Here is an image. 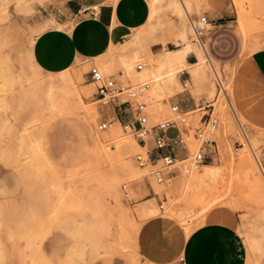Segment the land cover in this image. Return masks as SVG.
Instances as JSON below:
<instances>
[{"label": "rangeland", "instance_id": "374dc122", "mask_svg": "<svg viewBox=\"0 0 264 264\" xmlns=\"http://www.w3.org/2000/svg\"><path fill=\"white\" fill-rule=\"evenodd\" d=\"M176 1L185 5L186 10L181 14L166 6L168 0L157 4L148 25L144 26L147 34L142 48L134 46L121 51L136 30L118 46H110L101 56L88 60L76 58L68 69L45 74L33 61L32 47L36 37L50 27L46 6L62 5L63 0H0V153L15 152L17 148L31 153L38 173L45 168L42 159L47 158L51 149L56 148L61 154L63 170L49 167L48 184L57 191V204L51 218L54 223L60 218L62 222L54 226L71 237L70 264H92L114 256L126 264H140L145 245L149 251L170 256L179 251L193 229L207 219L223 218L226 214L236 217L235 225L253 253L260 252L264 245V129L255 124L252 130L248 129L247 120L234 105V110L230 107L233 104L234 63L218 64L205 58V75L186 85L188 89H194L197 98L203 95L206 102L214 106L215 114L221 112L222 123L216 137L223 132L225 136L231 134L240 143L239 146L233 144L234 141H220L217 157L204 160L189 176L176 175L158 182L153 174L155 167L137 166L133 156L141 149L133 128L120 125L115 110L102 105L95 96L96 87L88 73L92 66L105 76L116 75L118 70L125 69V81L148 84L142 99L147 105L149 126L176 118L170 107L174 105L172 98L181 90L177 81L183 71L190 73L193 66L187 61L185 66L161 65L147 49L154 42H160L166 49H175L177 30L184 26L192 47L202 48L193 33L191 21L196 23L203 16L204 3L202 0ZM150 32L154 41L150 39ZM138 47L135 58L134 49ZM251 50L243 48L241 53ZM191 52L196 55L191 48L186 55L190 62L195 61ZM98 62L104 64V71ZM141 62L145 66L136 72L134 68ZM171 71L177 72V81L170 79ZM67 74L81 93L79 101L62 99L59 86L63 80L60 78ZM217 84L221 85L222 91H217ZM82 89L85 91L81 92ZM199 116L189 112L186 123L180 125L185 129L188 154L202 145L196 136ZM108 120L111 125L99 130L98 124ZM17 125L20 126L18 132L15 130ZM111 130L119 136L111 138ZM175 133L173 128L167 131L169 137ZM96 137L101 140L98 144L94 141ZM123 142L128 144L129 162L119 151ZM78 151H81L79 155ZM72 153L76 156L71 157ZM188 181L189 185H186ZM145 202H151L152 211L147 215L141 210ZM160 204L162 209H159ZM29 248H33L31 243ZM99 248L103 250L102 254ZM180 256L179 253L177 261ZM42 264L53 263L44 261Z\"/></svg>", "mask_w": 264, "mask_h": 264}, {"label": "crops", "instance_id": "0c3cea01", "mask_svg": "<svg viewBox=\"0 0 264 264\" xmlns=\"http://www.w3.org/2000/svg\"><path fill=\"white\" fill-rule=\"evenodd\" d=\"M93 5L99 7L97 16L78 14L81 7ZM45 9L50 27L36 37L32 47L33 61L45 74L68 69L76 58L88 60L103 55L110 46H118L145 26L150 15L149 0H63L62 5L48 4ZM203 16L207 24L199 42L205 46L207 56L218 64H235L231 109L234 110V105L247 120L248 129L252 130L254 124L264 129V0H205ZM243 48L252 50L242 54ZM164 49L159 42L149 46L153 55ZM191 53L195 61H186L195 64L196 55ZM191 80L188 71L179 75L181 90L172 98L174 105L180 112L200 114L198 123L205 114L217 116L219 128L221 112L215 114L214 106L207 103L203 95L197 98L194 89L186 87ZM179 128L185 133L184 128ZM15 130L18 132L20 126ZM240 130L247 140L241 125ZM215 133L204 147V160L217 157L220 141L238 143L231 134L225 136L221 132L217 138ZM53 144L57 145L56 140ZM165 151L176 158L188 154L187 146ZM15 152H5L8 157L0 154L8 159L3 161L0 157V264H42L44 261L70 264L71 237L54 226L62 222L60 218L54 223L51 218L57 204V191L48 184L49 167L63 170L61 154L56 148L51 149L42 163L45 168L38 173L31 153L18 148ZM10 156H14L13 161ZM235 220L232 214L207 219L193 229L179 251L170 256L149 251L145 245L139 263L177 264L176 257L180 253L186 264H264V245L260 252L253 253ZM30 243L33 248H29ZM92 264L126 263L114 256Z\"/></svg>", "mask_w": 264, "mask_h": 264}, {"label": "built area", "instance_id": "2783aa9c", "mask_svg": "<svg viewBox=\"0 0 264 264\" xmlns=\"http://www.w3.org/2000/svg\"><path fill=\"white\" fill-rule=\"evenodd\" d=\"M78 14L94 17L99 14V7L97 5L84 6L78 10ZM205 24H207L206 16H201L196 23L191 22L193 33L199 41ZM144 66V62L138 63L134 70L139 72ZM88 73L96 87L97 101L102 105L111 106L115 110V118L119 124L121 122L125 126L133 128L141 149L133 156V161L137 166L141 168L155 167L153 174L158 182H162L176 175L189 176L204 163V147L208 143V138L218 128L219 119L216 116L205 114L198 123L196 136L202 142L200 148L192 154L176 158L164 151L175 147L186 149V138L179 127L186 123L189 112H180L176 105H172L170 110L176 115L175 119H168L157 125L149 126L147 105L142 99L148 90L147 83L130 84L125 81L124 79L127 78L125 69L118 70L116 75L105 76L97 67L92 66ZM218 89L219 91L223 90L220 84ZM110 123L109 120L102 121L98 124V129L105 130L111 125ZM171 128L176 130V135L173 137L167 135V131ZM162 208L163 206L160 204L159 209ZM177 264H186L182 256L179 257Z\"/></svg>", "mask_w": 264, "mask_h": 264}, {"label": "bare ground", "instance_id": "6f19581e", "mask_svg": "<svg viewBox=\"0 0 264 264\" xmlns=\"http://www.w3.org/2000/svg\"><path fill=\"white\" fill-rule=\"evenodd\" d=\"M164 0H149V4H150V15H149V19L153 16V14L155 13V11H156V6H157V4H160L161 2H163ZM202 3H204V7H205V0H202ZM166 6H168V7H170V8H173L174 10H176L179 14H181L182 13V11L183 10H186V8H185V5H184V3L183 2H181L180 4H179V2L178 1H176V0H168V2L166 3ZM156 14H157V12H156ZM154 20V19H153ZM161 21V20H160ZM149 22V21H148ZM147 22V23H148ZM159 22V21H158ZM146 23V24H147ZM153 23V22H152ZM154 24H155V22H154ZM148 25V24H147ZM151 25V24H150ZM157 25H159V24H157ZM162 26V25H161ZM160 26V27H161ZM203 26H205V25H203ZM147 28V27H146ZM156 28H158L157 26H156ZM144 26L143 27H140L137 31H136V33L130 38V40H128V42L125 44V45H123L122 46V48H121V51H126V50H130V49H132L134 46H140L141 48H142V46L144 45V44H146V37H145V35L147 34L146 33V31H145V33H144ZM148 30V29H147ZM150 30H151V28H150ZM153 30V29H152ZM151 30V31H152ZM160 30V29H159ZM156 32V31H155ZM187 32H188V30H187V28L184 26V28H181V29H179V30H177V37H178V39H176V48L175 49H172V50H170V49H164V51L163 52H161V53H159L158 55H155V57H156V59H157V62L159 63V64H161V65H163V64H167V65H170V66H172V65H175V67H176V65H187V62H186V55L189 53V51H190V49L191 48H194V50L196 51V57H197V59H198V63H195V64H192V68H191V70H190V75H191V77H192V79L194 80L195 79V82L197 81L196 79L197 78H199V77H201V76H203V75H205V66H204V63H205V58H208L209 60H211L208 56H207V53H206V51H205V46L204 45H202L201 47V49H198V48H195V47H192V44L187 40V36H186V34H187ZM148 33H149V31H148ZM156 35V34H155ZM150 36H151V32H150ZM149 36V37H150ZM155 37H157V36H155ZM160 37V36H159ZM147 38H148V35H147ZM153 36H151V41L153 40ZM164 38V37H163ZM154 40H155V38H154ZM153 40V41H154ZM166 40V39H165ZM150 41V42H151ZM160 41H162V40H160ZM167 42V41H166ZM156 43V42H155ZM160 43V42H159ZM138 49H139V47L138 48H136V49H134V57L136 58V57H138ZM148 49V53L150 54V52H149V48H147ZM96 57V56H95ZM213 61V60H212ZM99 63V62H98ZM99 65V67H100V69L102 70V71H104L105 70V66H104V64L103 63H99L98 64ZM78 73V72H77ZM176 73L177 72H173V71H171V73L169 74L170 75V79H172V80H176L177 78V76H176ZM79 74V73H78ZM81 75V74H80ZM79 78H80V76H79ZM61 80H63V82H61V84H60V86H59V89H60V91H61V96H62V99L63 100H66V101H79L80 100V96H81V93H80V91L77 89V87H76V83L74 82V80H73V78L69 75V74H67L64 78H60ZM204 79V78H203ZM200 80V79H199ZM205 80V79H204ZM177 81V80H176ZM203 81V80H202ZM178 82V81H177ZM200 82H201V80H200ZM59 83H60V81H59ZM82 91H85L84 89H82L81 90V92ZM84 119V118H83ZM86 119V118H85ZM86 121H88L87 119H86ZM91 127V126H90ZM89 127V129L91 130V128ZM94 132V131H93ZM93 134V133H92ZM110 135H111V138L112 137H117L116 135H118V133H116V131H113V130H111V133H110ZM94 136V135H93ZM119 136V135H118ZM84 137V136H83ZM95 137V136H94ZM118 139H119V137H118ZM117 139V140H118ZM113 140H114V138H113ZM112 140V141H113ZM117 140H116V142H117ZM94 141L98 144V142L100 143V139L98 138V137H96L95 139H94ZM115 141V140H114ZM126 141V140H125ZM40 143V142H39ZM115 144V143H114ZM127 142H123L121 145H120V150L119 151H121V154L124 156V158H125V160L127 159V162H129V155H128V152H127ZM119 146V145H118ZM128 148H129V146H128ZM79 149V148H78ZM2 151V150H1ZM7 152V151H6ZM69 152H70V150H69ZM79 152H81V151H78V155L80 154ZM16 153V152H15ZM120 153V152H119ZM0 154H2V153H0ZM10 154V153H9ZM70 154V153H69ZM74 154V155H73ZM3 155H5V152H3V154H2V156ZM13 155H14V153H13ZM121 155V156H122ZM2 156H0L1 158H2V160L5 158V157H2ZM6 157H8L7 155H5ZM71 157H73V156H76L75 155V153H72L71 155H70ZM122 156V157H123ZM67 157V156H66ZM0 158V159H1ZM10 158L12 159V161H13V158H14V156H13V158L10 156ZM16 158V157H15ZM68 158H69V156H68ZM123 158V159H124ZM6 159V158H5ZM3 160V161H7V160ZM70 160H72V158L70 159ZM78 160H79V157H78ZM121 160V159H120ZM124 160V161H125ZM44 162L43 163H45V158H44V160H43ZM9 162V161H8ZM14 163H15V161H14ZM70 163V162H69ZM12 165H14V164H12ZM46 165V164H45ZM121 167L123 168V165L121 164ZM126 167V166H125ZM186 185H189V181L186 183ZM111 188H113L112 186H111ZM148 203V202H147ZM146 202L142 205V207H141V210H142V212L145 214V215H147L148 214V211H152V210H150V207H149V204L151 203H149V204H147ZM154 205H155V203H154ZM152 207H153V205H152ZM151 207V208H152ZM155 215V214H154ZM151 216V215H150ZM138 231V230H137ZM135 240V239H134ZM101 244V243H100ZM102 244H103V242H102ZM101 244V245H102ZM95 245V244H94ZM104 245V244H103ZM93 246V245H92ZM136 246V245H135ZM91 247V246H90ZM94 247V246H93ZM111 247V246H110ZM118 247V246H117ZM92 248V247H91ZM90 248V249H91ZM107 248V247H106ZM108 249V248H107ZM84 250V249H83ZM96 250H97V248H96ZM89 251V250H88ZM87 251V252H88ZM98 251H100V248H99V250ZM101 251H103V250H101ZM101 251H100V253H101ZM110 251V250H109ZM114 251V250H113ZM119 251H120V249H119ZM77 252V251H76ZM75 252V253H76ZM78 252H79V250H78ZM91 253H94V252H91ZM77 254H79V253H77ZM83 254V253H82ZM84 254H85V251H84ZM83 254V255H84ZM102 254V253H101ZM81 255V254H80ZM79 255V256H80ZM94 255V254H93ZM90 256V254L88 255V257ZM95 256V255H94ZM131 256V255H130ZM83 257V256H82ZM96 257V256H95ZM90 258V257H89ZM82 260H83V258H81ZM134 259H136V258H134ZM89 260V259H88ZM84 262V261H83Z\"/></svg>", "mask_w": 264, "mask_h": 264}]
</instances>
